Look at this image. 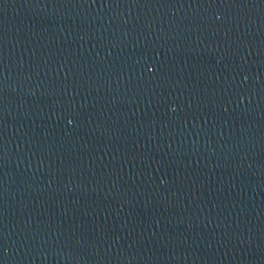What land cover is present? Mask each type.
<instances>
[{"label": "water", "instance_id": "obj_1", "mask_svg": "<svg viewBox=\"0 0 264 264\" xmlns=\"http://www.w3.org/2000/svg\"><path fill=\"white\" fill-rule=\"evenodd\" d=\"M0 264H264V0H0Z\"/></svg>", "mask_w": 264, "mask_h": 264}]
</instances>
